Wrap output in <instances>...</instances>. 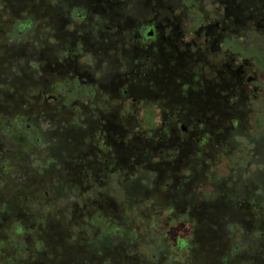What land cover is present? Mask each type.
I'll return each instance as SVG.
<instances>
[{
    "label": "trees",
    "instance_id": "16d2710c",
    "mask_svg": "<svg viewBox=\"0 0 264 264\" xmlns=\"http://www.w3.org/2000/svg\"><path fill=\"white\" fill-rule=\"evenodd\" d=\"M177 1L0 0V264H236V227L262 243L244 264H264V227L245 222L255 190L213 180L252 91L229 65L209 81L172 33L149 36L179 26Z\"/></svg>",
    "mask_w": 264,
    "mask_h": 264
},
{
    "label": "rangeland",
    "instance_id": "374dc122",
    "mask_svg": "<svg viewBox=\"0 0 264 264\" xmlns=\"http://www.w3.org/2000/svg\"><path fill=\"white\" fill-rule=\"evenodd\" d=\"M221 0H192L190 4L187 5L188 8H184V4L181 3L182 0H178L176 4L175 13L176 18L179 19V26L181 32L184 35V44H191L188 51L193 55L194 60H198L197 52L198 49L209 50L210 55L206 54V60L209 63L211 69H207L205 75L209 81L213 80L217 74V71H221L224 65H229L232 71L236 68L244 66V72L246 79H253L252 82L248 83V91H252L250 94L251 103L247 104V114L244 121V128L239 132L238 138L235 140L236 150L238 154L235 158V162L227 161L226 164L222 162L215 168V173L213 180L216 178L224 176L236 179L239 189L249 190L254 189V194L251 195L249 202H253L260 207L255 208L254 215L258 218L251 222V219L245 220V222L254 230L257 228L264 227V191L261 190L260 183L264 179V35L261 29H257L256 25H248L244 30L237 35L234 31L223 33L220 29L223 24H231L228 20L224 21L225 12L220 5ZM204 12L206 25H219L218 30L215 31L214 37L215 41L219 40V36L223 34L224 43L222 44V49L220 52H212L210 47H204V40L198 43V49L192 46V41L195 36H192L194 30L198 27V21L200 16L199 11ZM162 16L170 18V12H163L158 10ZM152 18V17H151ZM167 26V25H166ZM173 28H166V36L171 35ZM213 37V38H214ZM196 39V38H195ZM180 53L185 52L187 49L184 45L180 46ZM121 49V46H120ZM196 54V55H195ZM82 67L85 66L84 63L81 64ZM201 66V64H199ZM214 70V71H213ZM200 72L201 69L196 70ZM251 103V104H250ZM227 125V123H225ZM221 160V158H220ZM232 174L234 176L232 177ZM199 194H211L213 192V185L210 180L205 183H201L198 188ZM251 192V191H248ZM253 200V201H252ZM240 201H246L245 196H240ZM248 203V202H247ZM250 222V223H249ZM252 223V224H251ZM140 230V227H136ZM144 232L149 231V226L147 225L143 228ZM236 236L229 242L227 257L229 256L230 262L236 264H244L246 261L253 260L258 254H256L260 249L262 244L257 240L256 234L244 235L242 229L235 228ZM144 234V233H143ZM154 234V233H153ZM147 242L146 252L151 254L155 246V241L150 240L151 234H146ZM168 245V243H166ZM169 246V245H168ZM170 248V246H169ZM236 249V253H234ZM184 252V251H183ZM234 253V254H233ZM179 260L183 261L184 264H205L202 260H192L186 253H179ZM231 254H233L231 256ZM264 258V252L261 256Z\"/></svg>",
    "mask_w": 264,
    "mask_h": 264
},
{
    "label": "flooded vegetation",
    "instance_id": "af4514ba",
    "mask_svg": "<svg viewBox=\"0 0 264 264\" xmlns=\"http://www.w3.org/2000/svg\"><path fill=\"white\" fill-rule=\"evenodd\" d=\"M243 0H221L220 5L221 8L228 14V7L232 8L234 11V24L231 25H226L223 24V27L220 29L223 33L226 32H231L234 31V33L237 35L241 31H246L248 29H245V27H248V25H256L257 29H261L264 32V0H251V7H243L242 6ZM225 15L224 21L227 20V16ZM230 15V14H229ZM178 18L175 17L174 20L177 21ZM233 20H230L229 22L232 23ZM173 28V25L167 24V26L163 25H154V30L149 33L150 37L156 36V33H159L160 36L164 37V34L166 32V28ZM175 27V26H174ZM219 25H203L201 27H198L197 29L194 30V33L192 36H195V38L192 41V46L198 49V43L201 42V40H204L205 44L204 47H209L212 43L213 39V34H215V31L218 30ZM264 35V33H263ZM172 40H179L181 39V43H184V35L181 32L180 26H177L173 28L172 30ZM224 43V36L223 34L219 36V40L216 41L215 47L219 49V52L221 51L220 49L222 48V44ZM184 45V44H183ZM184 46H187L189 49L191 44H185ZM199 53H202L203 57L206 60V54L210 53V49L208 50H201L198 49L197 56ZM196 55V54H195ZM199 64H202L198 62ZM208 68L211 69L209 66V63L207 62ZM227 65H224L222 67V71H226V68H228ZM230 68V66H229ZM214 71V70H213ZM206 73V72H205ZM226 73V72H225ZM235 75L237 78V84L240 86V82L244 79H246V75L244 72V66H241L239 68H236L235 70ZM253 79H248V83L252 82ZM239 88V92H240Z\"/></svg>",
    "mask_w": 264,
    "mask_h": 264
}]
</instances>
